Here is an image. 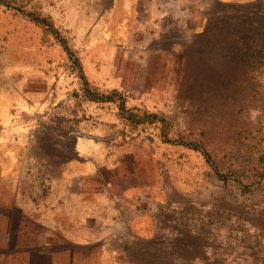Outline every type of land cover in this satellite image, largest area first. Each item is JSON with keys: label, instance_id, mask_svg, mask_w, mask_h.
Instances as JSON below:
<instances>
[{"label": "rangeland", "instance_id": "rangeland-1", "mask_svg": "<svg viewBox=\"0 0 264 264\" xmlns=\"http://www.w3.org/2000/svg\"><path fill=\"white\" fill-rule=\"evenodd\" d=\"M44 77V122L80 135L102 110L169 163L153 264H264V0H0V83L38 89ZM133 113L163 118L169 141L161 122L128 123Z\"/></svg>", "mask_w": 264, "mask_h": 264}, {"label": "crops", "instance_id": "crops-1", "mask_svg": "<svg viewBox=\"0 0 264 264\" xmlns=\"http://www.w3.org/2000/svg\"><path fill=\"white\" fill-rule=\"evenodd\" d=\"M40 81L38 89L0 83V264H153L168 235L157 216L172 202L162 170L169 163L157 162L151 138L135 145L133 132L114 131L117 118L110 124L102 110L96 124L79 121L80 135L53 128L40 108L54 83ZM184 197L176 199L181 207Z\"/></svg>", "mask_w": 264, "mask_h": 264}, {"label": "trees", "instance_id": "trees-1", "mask_svg": "<svg viewBox=\"0 0 264 264\" xmlns=\"http://www.w3.org/2000/svg\"><path fill=\"white\" fill-rule=\"evenodd\" d=\"M28 16L35 22H37L38 24L42 25V26H45L48 30H52L54 31V27H53V23L47 19V18H44V19H40V17L34 13H29ZM64 43V47L66 50L70 51V49L68 48V46ZM114 94H112L110 97L108 96V98L106 99H113L114 98ZM115 100V99H114ZM121 103L125 105V101L124 100H121ZM139 111V110H137ZM124 119L128 122V123H133L134 125H139L141 122L143 121H147L148 123H155V120L158 121V122H161L162 123V135L164 136L163 139L164 141H169V139L167 138V134L169 133V129H171L170 125L168 122L164 121L163 118L161 117H157L155 116L154 114L151 115H145V116H142V117H139L138 114H135L133 113L131 116H128L126 117L125 115L123 116ZM157 118V119H156ZM130 121V122H129ZM135 122V123H134ZM192 148H195V149H199L197 146L195 145H192L191 146ZM207 157V156H206ZM208 158V157H207ZM263 160H264V156H263ZM262 160V161H263ZM220 178H223L221 175H219Z\"/></svg>", "mask_w": 264, "mask_h": 264}, {"label": "bare ground", "instance_id": "bare-ground-1", "mask_svg": "<svg viewBox=\"0 0 264 264\" xmlns=\"http://www.w3.org/2000/svg\"><path fill=\"white\" fill-rule=\"evenodd\" d=\"M120 29V28H119Z\"/></svg>", "mask_w": 264, "mask_h": 264}]
</instances>
